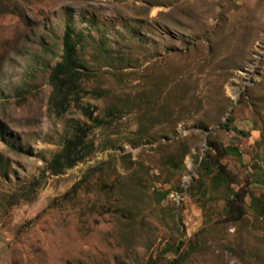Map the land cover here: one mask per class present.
Wrapping results in <instances>:
<instances>
[{
    "label": "rangeland",
    "instance_id": "1",
    "mask_svg": "<svg viewBox=\"0 0 264 264\" xmlns=\"http://www.w3.org/2000/svg\"><path fill=\"white\" fill-rule=\"evenodd\" d=\"M0 123V264H264V0H0Z\"/></svg>",
    "mask_w": 264,
    "mask_h": 264
},
{
    "label": "trees",
    "instance_id": "2",
    "mask_svg": "<svg viewBox=\"0 0 264 264\" xmlns=\"http://www.w3.org/2000/svg\"><path fill=\"white\" fill-rule=\"evenodd\" d=\"M72 28L71 26H67L64 32L63 37V59L66 62H71L73 59V38H72ZM223 128L227 130L233 129L228 122L222 124ZM2 130V125L0 123V131ZM234 130V129H233ZM79 137V138H77ZM80 135L77 134L68 138L60 151L56 152L53 157L50 159L49 169L52 172H60L62 169L66 167H70L74 165L77 161L82 159L86 154L81 150L79 146ZM9 148L13 149L16 152H22L23 148L20 145H17L14 141H6L4 142ZM213 145V144H210ZM216 147V146H215ZM216 154L208 155L211 158L205 159L203 161L206 168L210 169L216 164V168L219 171V175L222 179L230 182V172L226 169V167L219 161V159L223 158L228 152L229 149L216 147ZM247 187H241L240 189L233 191L230 195V199L228 201V206L230 207L228 211V215H230L231 220H238L244 213L243 203L244 197L246 195ZM172 264V263H171Z\"/></svg>",
    "mask_w": 264,
    "mask_h": 264
}]
</instances>
